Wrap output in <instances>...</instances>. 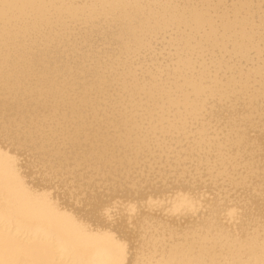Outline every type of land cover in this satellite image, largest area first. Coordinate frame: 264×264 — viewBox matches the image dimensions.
I'll use <instances>...</instances> for the list:
<instances>
[{"label": "bare ground", "instance_id": "bare-ground-1", "mask_svg": "<svg viewBox=\"0 0 264 264\" xmlns=\"http://www.w3.org/2000/svg\"><path fill=\"white\" fill-rule=\"evenodd\" d=\"M262 260L264 0H0V261Z\"/></svg>", "mask_w": 264, "mask_h": 264}, {"label": "snow or ice", "instance_id": "snow-or-ice-1", "mask_svg": "<svg viewBox=\"0 0 264 264\" xmlns=\"http://www.w3.org/2000/svg\"><path fill=\"white\" fill-rule=\"evenodd\" d=\"M241 239L243 240L244 238H241ZM6 244H7V240H5V245ZM0 264H21V262L19 261H8V262L0 261ZM260 264H264V260H262Z\"/></svg>", "mask_w": 264, "mask_h": 264}]
</instances>
